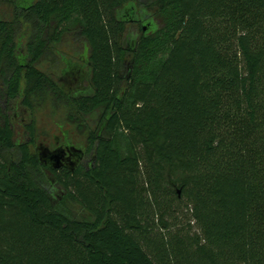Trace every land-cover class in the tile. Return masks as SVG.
<instances>
[{"label":"trees","instance_id":"trees-1","mask_svg":"<svg viewBox=\"0 0 264 264\" xmlns=\"http://www.w3.org/2000/svg\"><path fill=\"white\" fill-rule=\"evenodd\" d=\"M17 3L0 18V264H264V0ZM70 37L90 78L74 94L38 67ZM48 95L87 131L75 170L30 149L33 117L18 138L19 107Z\"/></svg>","mask_w":264,"mask_h":264},{"label":"rangeland","instance_id":"rangeland-1","mask_svg":"<svg viewBox=\"0 0 264 264\" xmlns=\"http://www.w3.org/2000/svg\"><path fill=\"white\" fill-rule=\"evenodd\" d=\"M10 1V2H8ZM35 1V0H33ZM18 2L21 6H28L32 3V0H0V18H10L13 12V3ZM17 3V4H18ZM18 4V5H19ZM131 4V3H129ZM136 18L137 14L133 13ZM126 30L127 35H133L134 37L139 34L140 27L138 25L128 24ZM17 44L20 45L22 54H26L27 41L26 37L20 34L17 39ZM56 60L60 59L59 63H53L51 60L45 59L42 61L38 67L47 71L59 82L65 84L66 88L73 93L84 92L89 87V70L86 63L87 51L83 44L78 43L73 38L65 39V41L59 46L57 51ZM66 61L70 63H75L82 67V71L86 74V79L82 84H76L73 80L67 75H63V69L66 70L67 64ZM66 78V79H65ZM22 105V104H21ZM19 116L15 119V127L17 130L18 138L21 141L27 140V137L24 135L25 124L29 122L32 117L36 122V135L35 141L30 146L32 151L35 150L34 145L44 144L51 149H54L59 141L69 140L70 143L76 147L86 149L87 147V131L80 132L76 125L72 124L67 118V106L64 102L55 104L52 95H48V98L45 103L38 106L35 110L34 115L30 116L29 111L20 106L19 107ZM99 115L97 113H92L88 117V125L90 128H100L102 121H98ZM60 193H58L59 195ZM71 208L75 213L80 216H88L87 212L84 211L78 205H72ZM186 221V218H183ZM182 219V220H183ZM180 218H178V221Z\"/></svg>","mask_w":264,"mask_h":264},{"label":"water","instance_id":"water-1","mask_svg":"<svg viewBox=\"0 0 264 264\" xmlns=\"http://www.w3.org/2000/svg\"><path fill=\"white\" fill-rule=\"evenodd\" d=\"M33 2V0H32ZM135 9L134 4H129L125 9V16L129 18V20H135L133 13ZM151 23L147 22L144 24V30H148ZM135 37L129 35L125 41L128 45L127 48H131L132 44H134ZM67 68L63 69L62 74L67 75V78H71L73 82L76 84H82L86 79V74L82 71V67L76 65L75 63H70L66 61ZM66 79V78H65ZM65 86V84H64ZM66 87V86H65ZM36 151L39 155L41 162L50 165L54 169H59L61 167H68L71 170H75V168L80 164L85 156V150L83 148L76 147L70 144L66 149L63 147H57L54 149L49 148L44 144L36 145Z\"/></svg>","mask_w":264,"mask_h":264},{"label":"flooded vegetation","instance_id":"flooded-vegetation-1","mask_svg":"<svg viewBox=\"0 0 264 264\" xmlns=\"http://www.w3.org/2000/svg\"><path fill=\"white\" fill-rule=\"evenodd\" d=\"M8 2H10V1H8ZM70 144H71L70 141L66 139L64 141H59L58 145L55 148H57V147H63V148L66 149ZM84 150L86 151V149H84ZM83 160H84V158H83Z\"/></svg>","mask_w":264,"mask_h":264}]
</instances>
